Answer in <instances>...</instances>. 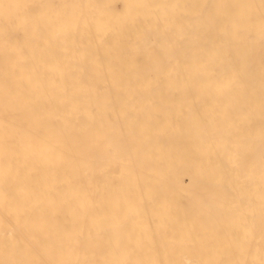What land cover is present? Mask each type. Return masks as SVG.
<instances>
[{
  "label": "bare ground",
  "instance_id": "6f19581e",
  "mask_svg": "<svg viewBox=\"0 0 264 264\" xmlns=\"http://www.w3.org/2000/svg\"><path fill=\"white\" fill-rule=\"evenodd\" d=\"M0 264H264V0H0Z\"/></svg>",
  "mask_w": 264,
  "mask_h": 264
}]
</instances>
